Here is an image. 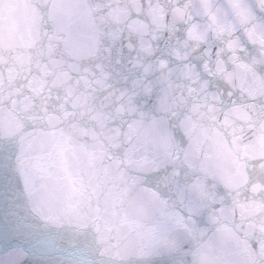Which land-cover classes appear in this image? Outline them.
I'll use <instances>...</instances> for the list:
<instances>
[{
    "label": "water",
    "instance_id": "water-1",
    "mask_svg": "<svg viewBox=\"0 0 264 264\" xmlns=\"http://www.w3.org/2000/svg\"><path fill=\"white\" fill-rule=\"evenodd\" d=\"M189 3L206 12L212 0H0V205H20L35 225L20 233L25 264H75L73 254L125 264L140 211L133 189L157 168L183 227L170 234L169 254L144 264H187L185 250L201 245L231 264L264 258V137L239 96L217 120L206 89L219 30L192 20ZM130 126L158 132L134 164ZM21 144L26 186L15 171Z\"/></svg>",
    "mask_w": 264,
    "mask_h": 264
},
{
    "label": "snow or ice",
    "instance_id": "snow-or-ice-1",
    "mask_svg": "<svg viewBox=\"0 0 264 264\" xmlns=\"http://www.w3.org/2000/svg\"><path fill=\"white\" fill-rule=\"evenodd\" d=\"M65 7L68 9L67 18L71 21L76 14V6L68 4ZM184 7L192 20L209 22L210 30H219L218 38H210L208 44L217 49L218 72H211L209 67L211 77L207 80L206 89L212 90L217 97V120L219 113H224L227 117L230 105H236L235 97L239 96L241 107L250 118L248 123L254 133L264 137V0H212L206 12H202L201 5L197 3L185 4ZM128 136L129 143L124 146L125 152L128 162L134 164L138 157L147 159L144 152L156 145L158 132L154 128L130 126ZM30 159L28 148L23 144L19 145L15 171L21 177V184L25 186L30 174ZM261 165L257 183L264 185V159ZM160 171L157 168L154 172L141 174L143 178L133 189L136 193L133 206L140 211L131 222L132 230L136 233L135 246L125 264H144L169 254L166 249L174 246L169 240L170 234L183 227V217L168 209L167 200L160 190ZM164 171H168L167 165ZM141 188L151 189V194L139 192L138 189ZM261 199L264 200V197ZM16 208V211H6L5 206L0 205V216H3L7 225L0 227V264H25L28 258L20 233L31 230L35 225L29 222L28 216L20 214V205L17 204ZM28 211L31 212V209ZM32 217L38 218L35 213H32ZM41 243L49 246L46 241ZM17 252L21 255L17 256ZM185 254L191 256L187 264H231L222 259L217 254V249L211 245H201L191 252L185 250ZM73 255L75 264H92L81 254ZM251 264H264V258L254 260Z\"/></svg>",
    "mask_w": 264,
    "mask_h": 264
},
{
    "label": "clouds",
    "instance_id": "clouds-1",
    "mask_svg": "<svg viewBox=\"0 0 264 264\" xmlns=\"http://www.w3.org/2000/svg\"><path fill=\"white\" fill-rule=\"evenodd\" d=\"M193 231H195V225H193V226L189 229V232H190V233L193 232Z\"/></svg>",
    "mask_w": 264,
    "mask_h": 264
}]
</instances>
